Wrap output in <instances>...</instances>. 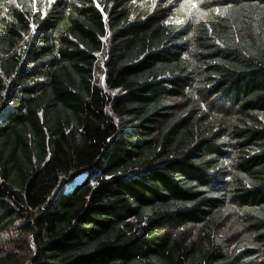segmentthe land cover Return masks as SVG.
Masks as SVG:
<instances>
[{
  "label": "trees",
  "instance_id": "trees-1",
  "mask_svg": "<svg viewBox=\"0 0 264 264\" xmlns=\"http://www.w3.org/2000/svg\"><path fill=\"white\" fill-rule=\"evenodd\" d=\"M263 117L264 0H0V264H264Z\"/></svg>",
  "mask_w": 264,
  "mask_h": 264
},
{
  "label": "rangeland",
  "instance_id": "rangeland-1",
  "mask_svg": "<svg viewBox=\"0 0 264 264\" xmlns=\"http://www.w3.org/2000/svg\"><path fill=\"white\" fill-rule=\"evenodd\" d=\"M85 177L86 176L84 174L76 177L75 181L73 182V185H77L84 182ZM72 187L73 186H69L68 189L70 190ZM236 219L237 217H235L233 211L226 212L224 220L220 223L219 227L217 228V231L219 232L220 235H223L228 238V241L231 246L239 243L244 239L249 238L248 234L243 229L241 223L236 221ZM186 226H188L190 237L192 239H197L201 233L200 229H198V226H193V225H186Z\"/></svg>",
  "mask_w": 264,
  "mask_h": 264
},
{
  "label": "snow or ice",
  "instance_id": "snow-or-ice-1",
  "mask_svg": "<svg viewBox=\"0 0 264 264\" xmlns=\"http://www.w3.org/2000/svg\"><path fill=\"white\" fill-rule=\"evenodd\" d=\"M195 6V5H194Z\"/></svg>",
  "mask_w": 264,
  "mask_h": 264
}]
</instances>
